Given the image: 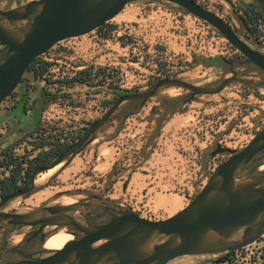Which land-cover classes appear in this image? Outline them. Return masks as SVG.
I'll list each match as a JSON object with an SVG mask.
<instances>
[{"label": "rangeland", "instance_id": "rangeland-1", "mask_svg": "<svg viewBox=\"0 0 264 264\" xmlns=\"http://www.w3.org/2000/svg\"><path fill=\"white\" fill-rule=\"evenodd\" d=\"M25 2L0 0V7ZM196 2L229 22L252 48L264 52V20L251 30L242 21L246 6H253L252 0ZM53 50L65 54L66 57L60 58L69 68L87 66L83 83L89 87L72 92V104L85 100L95 107L88 101L97 98L103 102V113L120 96L119 88L141 92L165 77L201 86L215 85L231 76L223 58L242 56L210 24L167 1L129 3L104 29L62 41ZM5 54L6 50L0 46V63ZM212 57H216L214 63L209 61ZM236 69L239 77L264 83L260 68L245 65ZM190 94L182 88L164 86L143 106L124 103L95 132L96 140L85 151L76 158L69 157L48 176H43L45 172L38 174L36 190L9 201L3 210L28 212L101 195L130 207L146 219L172 216L190 203L214 168L230 156L228 153L212 156L218 146L241 150L264 129V85L259 88L261 97L252 87L241 83L189 101ZM168 98L188 101L177 109L166 102ZM77 119L71 120H81ZM73 122L72 126L77 125ZM66 127L56 129L63 131ZM24 149H19V154L25 155ZM261 166L264 164L259 158L254 166L240 170L237 177L263 174ZM32 230V227L0 226V262L22 259L12 248L42 252L43 240L23 241ZM54 230L48 227L46 237ZM219 256H182L167 264H210ZM225 264H264V235L230 254Z\"/></svg>", "mask_w": 264, "mask_h": 264}, {"label": "water", "instance_id": "water-1", "mask_svg": "<svg viewBox=\"0 0 264 264\" xmlns=\"http://www.w3.org/2000/svg\"><path fill=\"white\" fill-rule=\"evenodd\" d=\"M139 1L177 4L214 27L242 58L224 59L230 64L231 76L215 85L201 86L177 77H165L145 91H129L118 96L80 139L66 147L51 163L36 168L28 185L0 200V226L9 229L39 227L40 231L46 227H72L83 236L72 238L49 256L0 264H167L182 256L233 252L264 235V173L237 177L240 170L264 151V129L241 150L218 146L212 156L222 153L230 156L214 168L206 184L187 206L166 219H146L114 199L98 197L85 202L41 206L28 212L3 210L9 201L34 192L38 174L80 152L124 102L145 104L164 86L190 91V101L198 95L220 93L234 83L252 87L261 97L259 88L264 83L239 77L236 68L254 65L264 72V52L252 48L229 22L196 0H30L11 9H0V46L7 48L5 59L0 63V106L16 90L37 57L61 41L104 26L129 3ZM252 5L264 13V0H252ZM97 206H105L106 211L114 214L103 225H92L84 218L86 209Z\"/></svg>", "mask_w": 264, "mask_h": 264}, {"label": "flooded vegetation", "instance_id": "flooded-vegetation-1", "mask_svg": "<svg viewBox=\"0 0 264 264\" xmlns=\"http://www.w3.org/2000/svg\"><path fill=\"white\" fill-rule=\"evenodd\" d=\"M14 1L16 2V0H14ZM27 1H30V0H26V2ZM22 4H24V3H22ZM19 5H21V4H19ZM19 5L8 6V7L4 6V7H0V9L7 10V9L17 7ZM1 47H3V46H1ZM52 48H54V47H52ZM3 49L6 50V53H7V48L3 47ZM49 51H47V52H49ZM63 55H65V54H63ZM5 56H6V54H5ZM5 56H4V59H5ZM239 57L241 59L242 56H239ZM4 59H3V61H4ZM224 59H226V58H223V60ZM228 60H236V59L232 58V59H228ZM54 61L55 60H53V61L47 60V59L43 58L42 56L37 57L32 62V64L28 68V70L25 72V74H24L20 84L16 88V90L9 97H7L5 99V101L1 104V106L5 103H7V104L10 103L11 105H8L9 109H10L9 112L11 110L17 111L19 109V107H21V112H22V111H24V108L31 106V108L33 109V106H34V112L33 113H34L35 118H37L40 115V113H42V111L45 109V106H46V103L48 102V100H50V97L47 95L48 92L45 89V86L47 84L53 83L52 81H54V79H55V77L53 75V70H52L53 66L56 65L55 63H53ZM224 62H225V60H224ZM56 63H58V69L57 70H60L61 69L60 67H64L63 64L65 65V67L70 66V65L67 66L68 64L66 61L65 62L58 61ZM59 63H62V64H59ZM228 65L230 67V64H228ZM74 67H76V66H73V68ZM86 67L87 66H84L82 68L84 70H82V71H85V72L88 71ZM40 80H44L45 85H41ZM55 97H57L55 102L58 104H62L66 107L69 106V104H71L69 94H67V93L61 94V92L59 91V94L57 93ZM51 99H53L52 96H51ZM19 120H21L20 117H19ZM19 120L13 121V124L16 126L15 130L19 129ZM93 122H89V124L87 126L76 129L75 131H70V132L69 131L68 132L63 131V132L56 133L54 135H50L49 137H45L44 135L40 134L39 133L40 132L39 127L33 125L32 128H30V127L26 128V130L24 131L22 137L20 138V140H18V142L28 140V139L33 140L36 143H39L40 141H47L48 144H46L44 147H48V149L53 148V147L57 148L58 146H65V148H66L69 145H71L72 143H74L75 141H77L78 139H80L84 135L85 130ZM70 133H75L77 135V139H75L73 142H70V143H67V141H65V140L62 141V136L65 137L67 134H70ZM0 149H4V148H0ZM40 149H42V147H40ZM259 158H261V162H262V164H264V151L258 153L251 160V162L249 164H247L246 166H254ZM258 166H260V165H258ZM29 182L30 181L25 183L24 186L28 185ZM35 190H36V185H35ZM94 197L105 198L106 196L95 195V196L91 197L90 199L83 200L81 202L92 200ZM113 216H114L113 212L106 211L105 206H97L93 209H86L85 213H84L85 220L88 221L89 223H91L92 225H103L106 222H108ZM32 228H33V230L30 234V237L25 235V237L23 239V241L25 243L28 241H31L33 239H36V238L43 240L44 237H46V229L48 227L44 228L41 231L39 230V227H32ZM54 228H56V227H54ZM65 228L67 229V231L70 234H72L73 238H75V239H79L83 236V233L75 230L72 227H65ZM102 242H104V241H101L100 243H102ZM10 250H15L14 252H16L17 254H20L22 256V259L46 257V256H49L55 252L54 250H48V249L44 248L43 243H42V252H38V253H32V252L28 253L25 250H22L21 248H16V249L12 248Z\"/></svg>", "mask_w": 264, "mask_h": 264}, {"label": "crops", "instance_id": "crops-1", "mask_svg": "<svg viewBox=\"0 0 264 264\" xmlns=\"http://www.w3.org/2000/svg\"><path fill=\"white\" fill-rule=\"evenodd\" d=\"M60 55L62 57H65L62 51L60 52L53 50L51 54L47 57L52 61L55 60L53 63H55L56 65L53 66L52 69L55 79L54 81H52L53 83L47 84L45 86V89L48 92L47 95L50 97V100H48L45 109L42 111V113H40V115L37 118H35L33 113L34 106L33 109L31 108V106L24 108V110L26 109L25 112L24 111L21 112L20 108L17 111L11 110L9 112L10 109L8 105H11L10 103L9 104L5 103L0 107V125L4 126L1 128L2 134L0 135V148L5 149L14 146L18 142V140H20L26 128L28 127L32 128L33 125L39 127V129L45 128L46 126L49 127L50 125H55V128L59 129L60 127H65L68 125V127L63 129V131L70 132V131H75L76 129H79L81 127L87 126L88 122H93L104 114L103 102L98 101L97 98H95L94 100L90 98L88 101L90 103H94L95 107L92 104H87V101L85 100L84 101L80 100L76 102L73 107H68V106L66 107L62 104H58L55 102L57 98L55 96L57 93L59 94V91L61 92V94L62 93L69 94L71 100L72 92H75L77 89H80V87H84V86L89 87L86 86L83 82L77 81L75 77H73V75L77 73L80 68H83L84 66L78 65L74 68L73 66L69 68V67H65V65L63 64L64 67H60L61 69L57 70L58 63L56 62L58 61L65 62V60L60 58ZM73 69H77V70H73ZM40 82L41 85H45L44 80H40ZM51 96L53 99H51ZM124 103H122L121 106ZM140 105L143 106L144 104L140 103ZM77 112L79 113L78 115H76ZM19 117L21 120H19ZM72 118L74 119L80 118L81 120L77 119L78 120L77 122H73V120H71ZM17 120H19V129L15 130L16 126L13 124V121H17ZM72 122L77 125L72 126V124H70ZM95 140L96 137L94 136V138L90 140L89 143L86 144V146L80 150V152H78L75 156H70V157L76 158L79 154H81L83 151L86 150L88 145H90ZM44 149H48V147H44ZM41 150L42 149H39L38 152Z\"/></svg>", "mask_w": 264, "mask_h": 264}, {"label": "trees", "instance_id": "trees-1", "mask_svg": "<svg viewBox=\"0 0 264 264\" xmlns=\"http://www.w3.org/2000/svg\"><path fill=\"white\" fill-rule=\"evenodd\" d=\"M263 17L264 13L260 9L256 8L255 6L248 5L244 9L242 21L245 27L251 30L253 29L252 26L256 25ZM104 26L98 28L97 30L104 29ZM110 30H112V27L109 28L108 32H110ZM209 61L211 63H214L216 61V57L210 58ZM128 91V89L119 88L118 94L122 95ZM187 101L188 100L186 99L179 98H168L166 100V102H168L170 105L172 104V106L176 107L177 109L182 108L187 103ZM130 103V105H132L133 107H139L140 105V102L137 101H130ZM19 108L21 110V107ZM25 111L26 109L24 110V112ZM46 144H48L47 141H40L39 143H37V147H42V150L39 151L37 155L31 159H28L25 156L18 158L7 156L5 162H0V166H5L7 169H9L11 165H13V167L9 170V175L3 179H0V191L2 197L22 188L25 183L30 181V178L36 168L51 163L63 152L65 148V146H58L57 148L53 147L50 149H44V146ZM9 149L10 148H5L3 152L7 154ZM25 163L27 164V166H25ZM230 254L232 253L221 254L210 264H225Z\"/></svg>", "mask_w": 264, "mask_h": 264}, {"label": "built area", "instance_id": "built-area-1", "mask_svg": "<svg viewBox=\"0 0 264 264\" xmlns=\"http://www.w3.org/2000/svg\"><path fill=\"white\" fill-rule=\"evenodd\" d=\"M262 20H264V17L260 19V21H262ZM64 41H66V40H64ZM56 45L54 46V48L56 47ZM54 48L50 49L49 52H46V53L42 54L41 56L43 58L47 59V60H51V59H48L47 57L50 55V53L53 51ZM82 70H84V69L80 68L78 70V72L73 75V77H75V79L77 81L86 82V79L83 77V74L86 73V72L82 71ZM73 106L74 105L71 102V104H69L68 107H73ZM50 128H52L53 131H51ZM39 131H40L39 133L44 135L45 137H49L50 135H54V134L60 132V131H57V129L55 128V125H50L49 127L40 128ZM75 139H77V135L75 133L67 134L65 137L62 136V141L65 140V141H67V143L73 142ZM21 148L22 149L26 148L27 151L24 152L25 155L19 154L18 151ZM39 149H40V147H37V143L35 141L29 140V139L28 140H24V141L16 143L14 146H11L10 149L8 150V153H7L8 155L3 152L4 149H0V162H5L7 156H11L13 158H18V157L25 156L26 158L31 159V158H33V157H35L37 155V152H38ZM25 166H27L26 163H25ZM12 167H13V165H11L9 167V169H7L5 166H0V179H3L5 177H7L9 175V170ZM1 197L2 196H1V191H0V198ZM238 251H240V249L236 250V251H233V252H229V253H234V252H238Z\"/></svg>", "mask_w": 264, "mask_h": 264}, {"label": "bare ground", "instance_id": "bare-ground-1", "mask_svg": "<svg viewBox=\"0 0 264 264\" xmlns=\"http://www.w3.org/2000/svg\"><path fill=\"white\" fill-rule=\"evenodd\" d=\"M54 169L52 168L46 171L43 174V176L45 177V176L50 175ZM261 169H264V166H261ZM68 204H72V203H68ZM240 235H241V232L239 233V236ZM72 238L73 236L67 231L66 228H57V229L55 228V230L46 237V239L43 242V246L44 248L48 250H58L62 248L66 244V242H68Z\"/></svg>", "mask_w": 264, "mask_h": 264}]
</instances>
